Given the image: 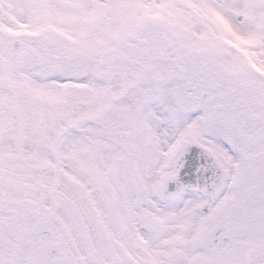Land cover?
I'll return each mask as SVG.
<instances>
[{"label":"snow or ice","instance_id":"1","mask_svg":"<svg viewBox=\"0 0 264 264\" xmlns=\"http://www.w3.org/2000/svg\"><path fill=\"white\" fill-rule=\"evenodd\" d=\"M0 264H264V0H0Z\"/></svg>","mask_w":264,"mask_h":264}]
</instances>
